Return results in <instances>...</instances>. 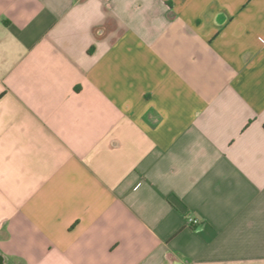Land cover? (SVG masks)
Listing matches in <instances>:
<instances>
[{"label": "crops", "instance_id": "0c3cea01", "mask_svg": "<svg viewBox=\"0 0 264 264\" xmlns=\"http://www.w3.org/2000/svg\"><path fill=\"white\" fill-rule=\"evenodd\" d=\"M0 264H264V0H0Z\"/></svg>", "mask_w": 264, "mask_h": 264}, {"label": "built area", "instance_id": "2783aa9c", "mask_svg": "<svg viewBox=\"0 0 264 264\" xmlns=\"http://www.w3.org/2000/svg\"><path fill=\"white\" fill-rule=\"evenodd\" d=\"M186 220L191 226H195L198 223V219L193 216H187Z\"/></svg>", "mask_w": 264, "mask_h": 264}]
</instances>
